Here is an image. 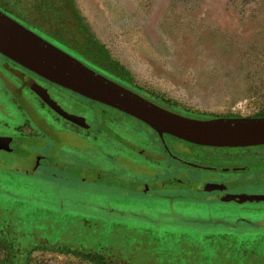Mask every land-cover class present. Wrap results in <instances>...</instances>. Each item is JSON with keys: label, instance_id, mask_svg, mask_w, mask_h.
<instances>
[{"label": "rangeland", "instance_id": "rangeland-1", "mask_svg": "<svg viewBox=\"0 0 264 264\" xmlns=\"http://www.w3.org/2000/svg\"><path fill=\"white\" fill-rule=\"evenodd\" d=\"M73 2L136 86L197 116L264 115V0ZM1 90L6 114L0 111V119L3 114L16 119L18 111ZM103 113L93 103L89 118L96 122ZM107 114L147 139L143 125L129 116L111 109ZM71 149L68 162L51 164L54 173L47 175L10 171L8 160H0V210H12L15 196H44L46 205L53 202L59 225L70 219L59 250L72 253L37 251L36 264H100L74 253L92 254L107 264H181L179 257L195 264L264 261V202L213 199L193 189L205 173L179 164L160 178L147 177L99 152ZM153 165V173L164 167ZM242 186L230 187V194L264 196L263 187ZM243 219L251 225H241Z\"/></svg>", "mask_w": 264, "mask_h": 264}, {"label": "flooded vegetation", "instance_id": "flooded-vegetation-1", "mask_svg": "<svg viewBox=\"0 0 264 264\" xmlns=\"http://www.w3.org/2000/svg\"><path fill=\"white\" fill-rule=\"evenodd\" d=\"M14 19L86 67L152 103L184 117L197 120L213 119L182 111L129 82L127 78L131 77L112 71L108 67L109 63L104 60L105 56L112 59L110 53L90 32L74 2L73 10L62 12L60 19L39 20L36 27H33L30 21ZM23 74L30 78L19 77ZM0 86L1 92L7 95L18 111L16 119L10 114H3V118L0 119V138L6 139L0 142V160H8L5 168L10 171H18L24 175L54 173L53 169L49 171L50 165L56 161L60 164L68 162L66 152L74 148L79 154L99 152L119 167L147 177L160 178L174 164L203 171L205 178L197 183H211L225 187L223 191L209 192L213 194L211 198L219 201L224 200V194L231 195L230 187L243 188L244 185V187L264 188V145L211 148L197 146L170 135H161L136 118L41 78L2 54H0ZM93 103L103 107L104 111L96 122L89 118V110ZM2 108L0 105V111L4 112ZM108 109L129 116L134 123L143 125L148 134H146L147 139L140 137L139 131L130 124L108 117ZM60 110L72 115L73 118L64 117L58 112ZM252 118H264V115H256ZM39 124H42L47 131H44ZM67 140L75 141L79 146L83 144L84 147L68 146L63 143ZM100 140L104 143L103 146L100 145ZM32 154H41L45 158L38 162L31 159ZM155 163L164 167L153 173ZM135 166L143 167L144 171H138ZM243 220L240 222L241 225H251Z\"/></svg>", "mask_w": 264, "mask_h": 264}, {"label": "water", "instance_id": "water-1", "mask_svg": "<svg viewBox=\"0 0 264 264\" xmlns=\"http://www.w3.org/2000/svg\"><path fill=\"white\" fill-rule=\"evenodd\" d=\"M0 54L41 78L136 118L161 135H170L197 146L211 148L264 145V118L220 117L197 120L168 111L86 67L2 10ZM19 77L30 78L24 74ZM58 112L68 119L73 118L63 110ZM39 125L47 131L42 124ZM2 140L6 139L0 138V142ZM44 158L41 154H32L31 159L39 162ZM135 167L140 172L144 171L143 167ZM175 181L178 184L183 182ZM224 188L211 183L193 185L195 190L208 192L223 191ZM223 199L261 202L264 201V196L224 194Z\"/></svg>", "mask_w": 264, "mask_h": 264}, {"label": "trees", "instance_id": "trees-1", "mask_svg": "<svg viewBox=\"0 0 264 264\" xmlns=\"http://www.w3.org/2000/svg\"><path fill=\"white\" fill-rule=\"evenodd\" d=\"M0 10L12 18L32 21L33 27H36L39 20L56 21L60 19L62 12L73 10V0H0ZM104 60L109 63L108 67L112 71L131 77L129 72L113 59L105 56ZM127 79L132 82V78ZM15 197V206L12 210H0V249L4 253L3 256H0V264H36L33 254L37 251L72 253L71 250H59L62 245L61 234L69 228L67 223H70V219L67 223L59 225L54 217L56 210L53 208V202L46 205L45 201L49 200L44 196H38V198ZM23 204L27 205L24 207ZM62 222H66V220ZM60 226L61 231H58ZM54 234L57 238L53 237ZM69 244L70 242H67V245ZM74 255L86 261L107 264L92 254L74 253ZM245 259L247 260L243 261ZM249 259L244 258L242 261L232 263L264 264L263 260ZM178 260L181 261V264H195L190 260L185 262L184 257H179ZM197 264L206 263L199 260Z\"/></svg>", "mask_w": 264, "mask_h": 264}]
</instances>
